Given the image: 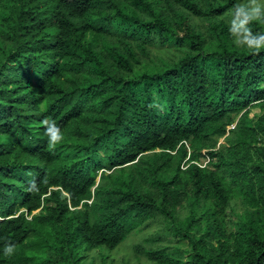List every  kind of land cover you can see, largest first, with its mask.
I'll list each match as a JSON object with an SVG mask.
<instances>
[{
  "label": "trees",
  "instance_id": "obj_1",
  "mask_svg": "<svg viewBox=\"0 0 264 264\" xmlns=\"http://www.w3.org/2000/svg\"><path fill=\"white\" fill-rule=\"evenodd\" d=\"M246 36L264 0H0V264H264Z\"/></svg>",
  "mask_w": 264,
  "mask_h": 264
},
{
  "label": "clouds",
  "instance_id": "obj_2",
  "mask_svg": "<svg viewBox=\"0 0 264 264\" xmlns=\"http://www.w3.org/2000/svg\"><path fill=\"white\" fill-rule=\"evenodd\" d=\"M260 5L257 4L256 7L252 8L250 11H245V6H241V8L238 10L239 14L243 17L241 20V23H245L248 19L253 17H259V9ZM247 31V29H245ZM245 40L247 41L245 44L247 45L248 49L251 51H257L261 48H264V36H261L259 38H249L245 37ZM43 124H45L47 127L45 128V133L48 138V145L49 147H55L58 143H60L64 137V132L61 130V127L59 124L56 123L54 119H51L49 117H45V119L42 121ZM210 161L209 157L206 156L205 159H203V165L207 166L208 162ZM14 251L13 245H6L4 246V255H9Z\"/></svg>",
  "mask_w": 264,
  "mask_h": 264
},
{
  "label": "rangeland",
  "instance_id": "obj_3",
  "mask_svg": "<svg viewBox=\"0 0 264 264\" xmlns=\"http://www.w3.org/2000/svg\"><path fill=\"white\" fill-rule=\"evenodd\" d=\"M249 113H250V116L252 117V116H254V115H258V114H260V113H261V110H260L259 108H255V107H253V108H250V109H249ZM140 238H144L143 234L140 236ZM134 240L137 241L138 238L133 239L132 242H133ZM175 240H176V239H175ZM175 240H174V242H175ZM135 241H134V242H135Z\"/></svg>",
  "mask_w": 264,
  "mask_h": 264
}]
</instances>
